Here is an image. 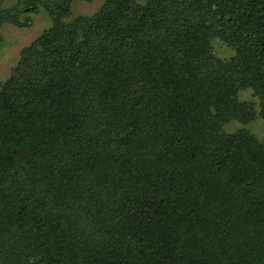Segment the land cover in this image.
I'll return each mask as SVG.
<instances>
[{"label":"trees","instance_id":"1","mask_svg":"<svg viewBox=\"0 0 264 264\" xmlns=\"http://www.w3.org/2000/svg\"><path fill=\"white\" fill-rule=\"evenodd\" d=\"M71 1L0 10L52 22L0 81V264H264V0Z\"/></svg>","mask_w":264,"mask_h":264},{"label":"rangeland","instance_id":"2","mask_svg":"<svg viewBox=\"0 0 264 264\" xmlns=\"http://www.w3.org/2000/svg\"><path fill=\"white\" fill-rule=\"evenodd\" d=\"M204 1L202 0V4L206 2ZM207 1L209 2V0ZM15 3L16 0H0V10L10 8ZM102 3L103 0H72L68 20L79 16H90L97 12ZM2 16L7 17V15L0 13V81L4 82L10 76L12 69L17 66L21 48L30 45L37 36L51 26L52 22L44 8L37 14L22 13L20 15L22 21L25 18L29 19L28 25L22 27L8 20L2 21ZM208 44H210V50L213 55L224 63L234 61L238 54V49L235 46L227 44L218 35L214 34V36L208 39ZM236 91L237 94L235 93V95L238 101L247 100L255 102L249 90L243 91L237 89ZM253 105L257 113L259 111L257 101ZM243 126L245 125L233 120L228 122L227 126H224V129L228 132H234L239 128H243ZM245 127L257 139L264 141V120L259 115L256 114Z\"/></svg>","mask_w":264,"mask_h":264}]
</instances>
